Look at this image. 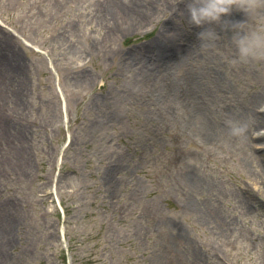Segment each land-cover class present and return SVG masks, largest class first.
<instances>
[{
  "label": "rangeland",
  "instance_id": "374dc122",
  "mask_svg": "<svg viewBox=\"0 0 264 264\" xmlns=\"http://www.w3.org/2000/svg\"><path fill=\"white\" fill-rule=\"evenodd\" d=\"M190 25L180 0H0V264H264V61L216 24L187 50Z\"/></svg>",
  "mask_w": 264,
  "mask_h": 264
},
{
  "label": "clouds",
  "instance_id": "9594fccd",
  "mask_svg": "<svg viewBox=\"0 0 264 264\" xmlns=\"http://www.w3.org/2000/svg\"><path fill=\"white\" fill-rule=\"evenodd\" d=\"M186 2L188 23L195 26L220 25L224 30H232V42L236 48L234 63H250L264 61V30L249 31L247 23L239 21L222 20L233 9L243 11L250 17L260 9H264V0H180ZM243 33V35L241 34ZM201 42L215 41L219 36L212 27L205 28L198 34ZM228 134L240 139L247 136L249 124L245 120L228 119L225 121Z\"/></svg>",
  "mask_w": 264,
  "mask_h": 264
},
{
  "label": "bare ground",
  "instance_id": "6f19581e",
  "mask_svg": "<svg viewBox=\"0 0 264 264\" xmlns=\"http://www.w3.org/2000/svg\"><path fill=\"white\" fill-rule=\"evenodd\" d=\"M241 16L240 12L238 10L233 9L232 13L228 16H223L222 20L228 19L231 21H234L233 18L239 19ZM152 19V14L147 13L143 16H141L137 20H132L128 23L125 24V29L123 30L124 33L129 34L134 31V29L138 28L139 26L144 25L146 22ZM208 26V25H206ZM203 26H189L187 28V33L186 35H189V43L187 45V50H190L192 46L196 45V40L190 39L191 32H195L199 34L201 31H204ZM194 34V33H192ZM171 32H164V34L160 33L153 39V41L149 44L148 50L151 51V54H148V59L150 61L156 60V62H161V59L164 55L170 54L172 51L170 43L173 42L171 36ZM169 36V37H168ZM194 36V35H193ZM153 53V54H152ZM184 57H181L179 61H181V66H185L186 63H184ZM262 74V73H261ZM263 76V74H262ZM253 93V98L251 104L252 106L250 109L254 110L257 112L261 118L264 114V100L262 98L264 97V89L260 88L259 90H256ZM207 130V133H202V139H204L205 142H208V140L212 139L211 133ZM204 134V135H203ZM264 138V135L258 134L257 136L253 137V141L258 143V141L262 140ZM264 156V155H263Z\"/></svg>",
  "mask_w": 264,
  "mask_h": 264
}]
</instances>
